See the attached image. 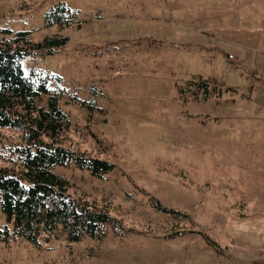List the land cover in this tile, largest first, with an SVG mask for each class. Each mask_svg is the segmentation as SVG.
Returning <instances> with one entry per match:
<instances>
[{
    "label": "rangeland",
    "instance_id": "374dc122",
    "mask_svg": "<svg viewBox=\"0 0 264 264\" xmlns=\"http://www.w3.org/2000/svg\"><path fill=\"white\" fill-rule=\"evenodd\" d=\"M60 2L81 27L44 25ZM5 29L70 38L22 67L65 90L64 144L115 164L54 171L117 223L102 239L0 241V264H264V0H0ZM199 75L218 94L189 85ZM18 142L0 128V166Z\"/></svg>",
    "mask_w": 264,
    "mask_h": 264
},
{
    "label": "trees",
    "instance_id": "16d2710c",
    "mask_svg": "<svg viewBox=\"0 0 264 264\" xmlns=\"http://www.w3.org/2000/svg\"><path fill=\"white\" fill-rule=\"evenodd\" d=\"M44 25L81 27V21L77 10L60 2L44 14ZM3 32L7 36L0 39V128L17 131L20 142L10 146V158L6 159L15 165L0 166V208L8 223L0 228V241L24 238L39 244L42 238L51 240L63 234L69 242H79L85 236L102 239L106 226L116 225L117 220L95 200L74 196L70 180L54 168L75 166L103 177L115 164L64 144L63 134L72 125L60 105L65 90L53 91L50 76L27 75L21 63L33 54L59 52L70 38L56 34L36 41L31 31ZM215 83L214 78L200 75L189 81L198 92L204 90V99L218 94L212 86ZM195 97L199 98L197 92ZM69 99L90 111L98 108L93 101L77 96Z\"/></svg>",
    "mask_w": 264,
    "mask_h": 264
},
{
    "label": "built area",
    "instance_id": "2783aa9c",
    "mask_svg": "<svg viewBox=\"0 0 264 264\" xmlns=\"http://www.w3.org/2000/svg\"><path fill=\"white\" fill-rule=\"evenodd\" d=\"M229 57H230V59H232L233 61L236 60L232 55H230Z\"/></svg>",
    "mask_w": 264,
    "mask_h": 264
}]
</instances>
